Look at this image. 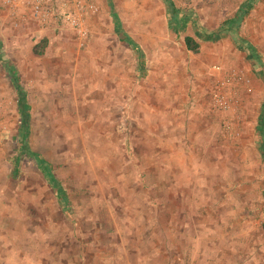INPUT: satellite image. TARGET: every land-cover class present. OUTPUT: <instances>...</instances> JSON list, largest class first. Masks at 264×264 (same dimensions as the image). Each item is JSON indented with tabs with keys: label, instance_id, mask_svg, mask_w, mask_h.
Listing matches in <instances>:
<instances>
[{
	"label": "rangeland",
	"instance_id": "374dc122",
	"mask_svg": "<svg viewBox=\"0 0 264 264\" xmlns=\"http://www.w3.org/2000/svg\"><path fill=\"white\" fill-rule=\"evenodd\" d=\"M81 1L83 39L0 0V264H264V0H169L176 35L162 0Z\"/></svg>",
	"mask_w": 264,
	"mask_h": 264
},
{
	"label": "built area",
	"instance_id": "2783aa9c",
	"mask_svg": "<svg viewBox=\"0 0 264 264\" xmlns=\"http://www.w3.org/2000/svg\"><path fill=\"white\" fill-rule=\"evenodd\" d=\"M2 4L12 15H16L20 6L27 4L26 7H30L28 16L33 19L59 18L81 39L86 36L84 15L95 10L92 4L81 0H2Z\"/></svg>",
	"mask_w": 264,
	"mask_h": 264
},
{
	"label": "trees",
	"instance_id": "16d2710c",
	"mask_svg": "<svg viewBox=\"0 0 264 264\" xmlns=\"http://www.w3.org/2000/svg\"><path fill=\"white\" fill-rule=\"evenodd\" d=\"M162 1L164 2L166 6L165 18L168 21L169 28L176 35L178 33V29L182 26V23L180 21L181 19L180 20L177 19L178 10L173 6V4L169 0H162ZM247 5H250V4H247ZM242 15H243V12L239 13V15L233 19L234 21L232 20L230 22V26L228 28L230 29L232 28L231 26L233 24L239 23ZM45 45H46V41L44 39L41 40L35 47H33L32 49L33 54L41 55ZM183 45L187 51L192 52V53H197L199 50L198 43H196L190 37L183 38ZM18 106H19V113L22 119V122H21L22 124L25 122V119H26V106L24 105V96L20 92L18 93ZM263 113H264V110H263ZM259 126H260V129L258 133L260 136H262L263 134L262 130L264 126V114H263V118L260 119ZM20 153H22V155L26 154V152H22V151H20ZM29 156H32V157H27V158L28 159L30 158L34 162V164L36 163L35 164L36 169L41 174V176L46 180L47 184L49 185L50 189L53 192V196L57 204L61 206H64V204L66 205L67 204L66 194L62 189H60V187L55 182V180L48 174L49 172H46L48 171V168L44 166L45 162L38 155L33 156L29 154ZM18 159L19 157H14L12 159L11 166H12V169L14 170L13 173L14 172L16 173V170L18 168V165H17ZM262 230L264 232V223L262 224Z\"/></svg>",
	"mask_w": 264,
	"mask_h": 264
},
{
	"label": "crops",
	"instance_id": "0c3cea01",
	"mask_svg": "<svg viewBox=\"0 0 264 264\" xmlns=\"http://www.w3.org/2000/svg\"><path fill=\"white\" fill-rule=\"evenodd\" d=\"M247 1H249V0H247ZM250 1H254V0H250ZM257 3V2H256ZM1 6V5H0ZM4 11H5V9H4V7H0V15H1V19L3 18L4 19ZM38 32H39V34H41L42 35V37L44 38V40L46 41L48 38H50L51 37V32H49V31H46V32H41V31H39V30H37ZM35 32V31H34ZM37 32V33H38ZM43 40V39H42ZM5 46H6V48L8 47V51L10 50V52L8 53L7 52V54H8V56H9V58L11 59V61H10V63L12 62V64H14L15 62H17V61H19L21 58H22V56H30L31 55V52H30V48L28 49V48H24V45H22V42L21 41H17V40H13V41H7L6 43H5ZM5 50V49H4ZM12 50V51H11ZM22 62H24L25 60H21ZM9 63V64H10ZM19 63V62H18ZM17 63V64H18ZM5 68L6 69H9V65L8 64H6V66H5ZM13 72V71H12ZM11 76L13 77V75L11 74ZM263 231V230H262ZM208 249H210L209 248V246H208ZM229 257V254H227V252L225 251L224 252V259L222 260V261H219V262H217V264H242L241 262H239L238 260H240L241 259V254H239V253H236L235 252V261L234 262H229L228 260H227V258ZM230 257H232V255L230 254Z\"/></svg>",
	"mask_w": 264,
	"mask_h": 264
}]
</instances>
